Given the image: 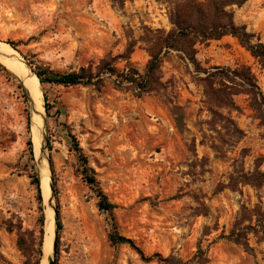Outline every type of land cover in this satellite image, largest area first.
Returning a JSON list of instances; mask_svg holds the SVG:
<instances>
[{
    "label": "rangeland",
    "instance_id": "1",
    "mask_svg": "<svg viewBox=\"0 0 264 264\" xmlns=\"http://www.w3.org/2000/svg\"><path fill=\"white\" fill-rule=\"evenodd\" d=\"M245 4L232 7L242 11L239 19L250 10ZM171 27L161 0H125L122 7L112 0H0V41L16 43L27 61L59 73L97 74L104 61L143 75L150 60L146 30ZM251 32L264 42L263 30ZM130 45L134 52L128 55ZM197 59L211 72L250 68L264 94V69L236 38L199 46ZM12 75L0 67V264H34L36 253L29 260L20 251L19 234L38 249L41 216L53 212L45 197L38 198L39 168L28 146L34 143L30 107L20 78ZM157 78L148 93L109 75L99 87L44 86L51 106L50 116L45 112L46 152L63 225L55 264H160L143 261L128 244L111 245L113 223L147 257L198 264L201 249L204 264H264V239L250 234L247 251L224 238L243 205L264 216V184L244 186L242 194L223 188L257 161L264 172V124L249 96H233L235 106H216L176 52L163 58ZM234 123L243 133L239 139ZM69 133L116 205L112 215L99 209L83 181ZM40 173L42 178V168Z\"/></svg>",
    "mask_w": 264,
    "mask_h": 264
},
{
    "label": "trees",
    "instance_id": "2",
    "mask_svg": "<svg viewBox=\"0 0 264 264\" xmlns=\"http://www.w3.org/2000/svg\"><path fill=\"white\" fill-rule=\"evenodd\" d=\"M119 6H124L125 0H112ZM167 6V14L171 24V29L165 31L146 30V36L143 42L146 50L150 55V60L147 64L145 73L142 75L133 67H127L123 71H118L114 65L107 62H102L98 73L94 74L91 70L81 69L80 72L59 73L55 72L43 65L29 61L33 72L38 77L42 91L44 93L45 109L50 116L51 106L48 103V95L44 89L46 84L61 85L64 87L74 86H101L104 82V76L116 77L120 85H130L141 93H148L154 90L153 86L157 83L162 60L165 56L172 52L177 55L188 65L192 66L196 72V79L205 88V95L210 98L216 106L223 107L228 102V105L235 106L233 96L246 94L250 99V106L256 114L257 119L264 124V94L259 89L256 78L252 74L251 69L243 67L241 69L230 70L216 67L215 72L205 69L201 66L197 59L198 47L207 45L212 41L221 40L223 37L231 36L236 38L240 45L245 48L254 59L264 69V42L260 35L252 33L246 25H239L235 21V13L233 6L241 7L247 0H161ZM14 49L17 44L8 42ZM128 55L134 52V46L130 45L127 50ZM7 74L12 73L0 63ZM201 73H207L204 78L199 77ZM13 76V75H12ZM231 83V84H228ZM220 87L216 88L215 85ZM227 90H230L229 92ZM177 122L180 124L179 119ZM182 123V122H181ZM180 126V125H179ZM234 132L237 138H241L242 131L234 123ZM72 143V150L75 152L79 163V173L83 181L91 190L94 191L98 199V207L101 211L112 215L116 209V205L112 204L108 197L103 193L95 176L94 169L89 165L88 158L84 155L79 141L76 137L69 133ZM31 159L34 160V147L32 141L28 142ZM52 150V147H50ZM53 166V163H52ZM54 176V172H53ZM38 191V198L43 202L42 189L40 187L39 177L34 179ZM264 184V172L261 170V165L258 161L252 171H245L242 167L237 171L236 175L230 177V181L223 188L231 189L242 194L241 188L251 186L255 189L262 188ZM56 188V182L54 179ZM57 195V194H56ZM250 210L246 205L242 206L240 218L235 223L229 235H224L228 241L241 245L245 250H251L249 235L255 234L260 239H264V216L263 211ZM258 211V212H257ZM57 225L58 239L56 256L59 255V235L63 225L60 219V208L57 206ZM248 222V225H245ZM45 216L42 214L40 219L41 230L38 249H35V241L31 238L26 241L23 234H19L18 247L20 251L32 260L33 253H36L34 264H42L43 261V236H44ZM11 232L12 230L9 229ZM108 241L111 245L128 244L140 255L145 262L157 260L160 264H186L180 259L174 257L163 258L161 255H153L147 257L134 242L121 236L112 224V229L108 234ZM198 264L207 262L205 253L200 249L195 255ZM175 260V263H173Z\"/></svg>",
    "mask_w": 264,
    "mask_h": 264
},
{
    "label": "bare ground",
    "instance_id": "3",
    "mask_svg": "<svg viewBox=\"0 0 264 264\" xmlns=\"http://www.w3.org/2000/svg\"><path fill=\"white\" fill-rule=\"evenodd\" d=\"M0 51L4 53L5 55L9 56L10 58H13L12 60H10V59H6L3 56H0V63L4 67H6L10 72H12L14 75L24 80L25 86L29 88L33 92V95H34L35 107H36V110L38 111V114H35L32 117L33 124H32L31 132H32L33 142H34L33 143L34 156L38 160L40 168H42V170L45 173L42 176V178L40 176L41 189H42V196L45 197L46 204L49 206L48 201H49L51 192H50V187H49L50 183L48 180V177H49L48 165H47V161L41 155V139H40V135L36 133L35 127H34V123L35 124L38 123L39 126L42 127L43 119L45 116L44 102H43V96H42L43 94L40 90L39 81L33 75L29 67L24 63L20 54H18L16 51L11 49L8 45L1 43V42H0ZM47 222L49 225H51V228L49 229L48 234L50 235L49 240H50V244L52 245L53 239H54V213L49 212V214L47 215Z\"/></svg>",
    "mask_w": 264,
    "mask_h": 264
},
{
    "label": "water",
    "instance_id": "4",
    "mask_svg": "<svg viewBox=\"0 0 264 264\" xmlns=\"http://www.w3.org/2000/svg\"><path fill=\"white\" fill-rule=\"evenodd\" d=\"M1 43H4L2 41H0ZM6 45H8L11 49H13L14 51H16L18 54H20L16 49H14L9 43H4ZM0 56L5 57L6 59H10L12 60L13 58H10L9 56L5 55L4 53H2L0 51ZM22 57V60L24 61V63L29 67V69L31 70V72L33 73V75L37 78V80L39 81L38 77L35 75V73L33 72V69L31 68L29 62L26 60L25 57H23L22 55H20ZM23 85V89H24V93L26 96V99L29 103V107H30V125H31V129H32V124H33V120L32 117L35 114H38V111L36 110L35 107V101H34V95L33 92L27 88L25 86V82L24 80L20 79ZM39 85H40V90L42 92V87L39 81ZM45 109V106H44ZM46 112V109H45ZM45 126H46V117L44 116L43 119V126L40 127L38 123H34V127H35V131L38 135H40V139H41V155L42 157L47 161V165H48V169H49V179H50V198L48 201V204L50 206V208L52 209L53 213H54V239H53V243L52 245L50 244V235L48 234V229L47 228V219L45 216V223H44V236H43V246H42V250H43V261L45 260L47 264H55L56 260V248H57V239H58V225H57V206H55V199H56V188L54 185V176H53V168H52V160L51 157L47 154V149H46V134H45ZM38 168H39V179H40V187H41V178H40V166H39V162L38 160L35 158ZM42 192V191H41ZM48 209V206H47ZM42 261V262H43Z\"/></svg>",
    "mask_w": 264,
    "mask_h": 264
},
{
    "label": "crops",
    "instance_id": "5",
    "mask_svg": "<svg viewBox=\"0 0 264 264\" xmlns=\"http://www.w3.org/2000/svg\"><path fill=\"white\" fill-rule=\"evenodd\" d=\"M245 5H247V9L249 8L250 10L247 11V13H245L246 14L245 20L238 18L239 13L242 11L235 10L236 23L240 25H246L250 32L261 31V30H263L264 32V0H248ZM257 5L260 6L256 7L255 9H252L253 6H257ZM240 15H242V13H240Z\"/></svg>",
    "mask_w": 264,
    "mask_h": 264
}]
</instances>
